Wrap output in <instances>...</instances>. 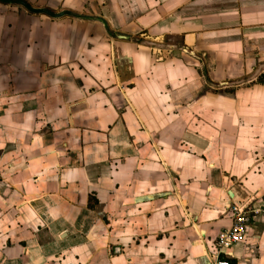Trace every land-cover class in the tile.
<instances>
[{
  "label": "crops",
  "instance_id": "1",
  "mask_svg": "<svg viewBox=\"0 0 264 264\" xmlns=\"http://www.w3.org/2000/svg\"><path fill=\"white\" fill-rule=\"evenodd\" d=\"M264 0H0V264H264Z\"/></svg>",
  "mask_w": 264,
  "mask_h": 264
},
{
  "label": "built area",
  "instance_id": "2",
  "mask_svg": "<svg viewBox=\"0 0 264 264\" xmlns=\"http://www.w3.org/2000/svg\"><path fill=\"white\" fill-rule=\"evenodd\" d=\"M231 218V225L228 229L222 230L218 233L214 240L215 249H228L233 244L245 239L248 235L249 229L257 219H264V201L263 205L255 209L250 205H233L228 208ZM214 262L216 264H228L226 261H220L218 256H215Z\"/></svg>",
  "mask_w": 264,
  "mask_h": 264
}]
</instances>
